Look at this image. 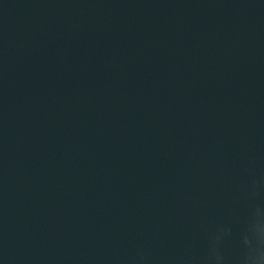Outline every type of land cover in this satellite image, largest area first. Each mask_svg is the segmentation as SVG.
Here are the masks:
<instances>
[{"label":"water","instance_id":"1","mask_svg":"<svg viewBox=\"0 0 264 264\" xmlns=\"http://www.w3.org/2000/svg\"><path fill=\"white\" fill-rule=\"evenodd\" d=\"M264 0H0V264H256Z\"/></svg>","mask_w":264,"mask_h":264},{"label":"clouds","instance_id":"2","mask_svg":"<svg viewBox=\"0 0 264 264\" xmlns=\"http://www.w3.org/2000/svg\"><path fill=\"white\" fill-rule=\"evenodd\" d=\"M256 264H264V256H260L259 261Z\"/></svg>","mask_w":264,"mask_h":264}]
</instances>
